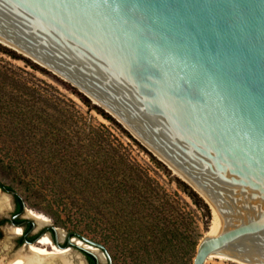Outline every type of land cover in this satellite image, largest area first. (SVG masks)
Returning <instances> with one entry per match:
<instances>
[{"label":"water","instance_id":"water-1","mask_svg":"<svg viewBox=\"0 0 264 264\" xmlns=\"http://www.w3.org/2000/svg\"><path fill=\"white\" fill-rule=\"evenodd\" d=\"M0 39L96 100L206 200L193 264H264V0H0ZM57 229L34 241L49 232L99 264L78 238L113 264L104 244L74 230L62 244Z\"/></svg>","mask_w":264,"mask_h":264},{"label":"trees","instance_id":"trees-1","mask_svg":"<svg viewBox=\"0 0 264 264\" xmlns=\"http://www.w3.org/2000/svg\"><path fill=\"white\" fill-rule=\"evenodd\" d=\"M0 53L22 59L34 70L51 75L38 64L2 45ZM13 72L0 68V134L8 128L1 125V119L13 118L16 128L11 129L15 128L21 138L16 150L21 152L20 155H32V151L38 150L41 155L38 162L31 157H22V160L0 158V164L14 174L16 188L1 181L0 187L3 191L15 192L16 212L30 204L50 215L56 227L88 232L91 239L108 247L113 264H193L204 234L198 228L196 216L186 211L184 203L187 202L183 197L177 192H169L147 169L122 153L101 133L93 134L86 141L81 136L74 141L67 131L59 129L47 117L44 110L41 111L44 99L38 90L28 86ZM14 91L21 97L13 96ZM75 93L86 106L97 110L120 129L130 140L129 146L131 143L140 146L114 118L81 93ZM29 97H32L31 101ZM12 145L0 142V151L5 148L7 152H14ZM151 158L158 166L164 167L154 156ZM39 166L53 167L59 179L51 180L39 170L25 175L27 167ZM174 181L191 203L211 220L212 209L206 200L188 183L179 178ZM34 202L44 207H38ZM81 253L88 264H97L92 253L85 250Z\"/></svg>","mask_w":264,"mask_h":264},{"label":"rangeland","instance_id":"rangeland-1","mask_svg":"<svg viewBox=\"0 0 264 264\" xmlns=\"http://www.w3.org/2000/svg\"><path fill=\"white\" fill-rule=\"evenodd\" d=\"M0 45L3 47L10 49L14 51L18 56L27 58L33 63L38 64L42 68L46 69L48 72H50L51 75H54L56 78L63 81L64 84L53 78L51 75L44 74L40 71L34 70L30 65H28L24 60L22 59H14L7 54L0 53V68H3L4 70H13L15 74L21 78L24 82L28 83V86L34 87L38 90V92L42 95V99L44 101L41 103L40 106H42L44 109L45 114L47 117L51 119L53 123H56L57 127L59 129H63L67 131L74 141H77L79 136L83 138L84 141L89 140L93 134L101 133L104 135V137L110 139L112 142H114L115 146L122 151V153L126 154L127 156L131 157L132 160L136 161L138 164H140L142 167L147 169L150 172V175L154 177L157 181H159L162 185L165 186V188L171 192H177L180 194L181 197L187 202L184 203V207L186 208V211L191 212L193 215L196 216L197 222H198V228L203 231L204 236L207 235L208 231L211 228V220L208 219V217L205 215V213L201 210H199L195 205L191 203V200L184 195L182 191H180L177 188V184L174 181V178H179L182 181L186 182L184 179H182L177 173L174 172L173 169H171L165 162H163L160 158H158L148 147H146L139 139H137L134 134L129 131L124 125L119 122L112 114H110L102 105L96 103L93 99L89 98L86 93H84L82 90L77 88L75 85L70 83L68 80L60 76L59 74L55 73L51 69L47 68L43 64L39 63L38 61L34 60L33 58H30V56L26 55L25 53L6 45L2 42H0ZM13 72V73H14ZM11 89V88H9ZM77 91L78 93H81L84 95V97H87L90 99L91 103L95 105L96 107L100 108L102 111L110 115L112 118H114L120 125L123 127L128 133H130L136 141L140 144L138 146L135 143H131V146L128 145V142L130 141L117 127L113 126L111 122L106 119L102 114H100L95 109H90V107L86 106L80 99V97L75 93ZM16 97H21V94L17 91H14L12 94ZM32 97H29L30 101ZM48 104V105H47ZM58 110L62 111L59 112ZM27 112V111H26ZM78 123V125H76ZM1 125H4V127H8L10 129L3 130V133L0 134V142L2 144L4 143H13V147H15L14 152H7L5 148H2L3 155H0V158H6L9 159L10 157L16 158L17 160H22L20 158H33L39 161V152L38 150L32 151V155H20V151L16 150L18 141H21L20 136L14 131L16 128V124L13 122V118L9 120V118H3L1 119ZM14 130L11 129L14 127ZM63 127V128H62ZM82 129H85V132L82 131ZM12 133V134H11ZM90 135V136H88ZM14 141V142H13ZM23 152H26L23 150ZM14 155H12V154ZM29 153V152H26ZM151 155L156 158V160L160 161L163 166H158L154 161H152ZM19 165V164H17ZM26 168V167H25ZM39 170L40 174L44 176H48L51 180L53 179H59L56 176V171L53 167L45 166L38 168L33 167H27L26 174L28 173H35V171ZM22 173H25L22 170ZM14 174H12L11 170L9 168H6L5 165L0 164V181L5 183L6 185H10L16 188V184L13 180ZM187 183V182H186ZM52 185V183H49ZM67 188H69L68 184H65ZM10 200L9 208L7 209V212L4 214H0V221L3 219H10L12 217V213L15 208L14 204V198L13 196L5 192ZM37 203L38 207H44L43 204L39 202ZM42 205V206H41ZM27 208L34 210L37 213L44 214L48 217V219L51 220V223L53 222L55 225L54 219L47 213H45L42 210H37L36 208H33L30 204H27ZM25 214V213H24ZM25 218V215H23ZM12 226V225H11ZM46 226H39L38 223H36L35 226V234L32 232L29 234V236L38 235L41 233L42 229ZM8 228H10V225L6 223L3 224L0 228L1 234H0V258L3 256L12 257L15 255L17 250L20 248L17 245V239L19 236H15V234H11L8 232ZM62 228V227H58ZM206 228V229H205ZM64 229V228H62ZM65 231H68L67 229H64ZM78 232H82V229ZM50 234V233H49ZM83 235H85L88 238H91V235L88 232H82ZM12 235V236H11ZM21 236V235H20ZM28 236V237H29ZM10 237L9 244L11 245V249L9 251H3L1 249V245L5 242V240ZM3 242V243H2ZM64 242V241H62ZM26 244V243H25ZM18 247V248H17ZM16 248V249H15ZM51 246L49 247V249ZM108 248V247H107ZM76 250V248H74ZM56 260L61 263V260L58 257H55ZM85 261L83 264H88V261L86 260V257H84ZM82 263V262H80ZM107 263V262H106ZM205 264H240L238 262H235L230 259H224V258H218V257H209Z\"/></svg>","mask_w":264,"mask_h":264},{"label":"bare ground","instance_id":"bare-ground-1","mask_svg":"<svg viewBox=\"0 0 264 264\" xmlns=\"http://www.w3.org/2000/svg\"><path fill=\"white\" fill-rule=\"evenodd\" d=\"M0 42L11 46L10 44L6 43L5 41H3L1 39H0ZM11 47H13V46H11ZM13 48H15V47H13ZM94 101L96 103H98L96 100H94ZM9 202H10V200H9L7 194L4 191H2L0 188V214H4L5 212H7V209L9 208V204H10ZM24 213H25L24 215L26 217H28V219L34 220V222L38 223L39 226H46L47 227L48 225L52 224L51 220L48 219L47 216H45L44 214H41V213H37L32 209L27 208ZM8 232L11 234H15V236H20V235H22L23 227L22 226H15V225L10 226V228H8ZM56 235H57L59 242L64 244L65 239H66V232L64 231V229L58 228L56 231ZM9 239H10V237H8L4 243L2 242L3 244L1 245V249L3 251H9L11 249V245L9 244ZM62 241H64V242H62ZM72 242L77 243L81 246L83 245L85 247H89L92 251H94L98 255V257H99L98 260H100L99 264H106V260H105L106 257L104 255V253L101 250H99L98 248L85 245L78 238H73ZM50 246H51V248L49 249ZM55 257H58L61 260V263H59V261L56 260ZM84 259H85L84 256L78 250H75L73 247L58 248L55 245L51 234H49V232H45L39 237V239L37 241L30 242L26 245L21 246L17 250L15 255H13L12 257L3 256L2 258H0V264H83V262L85 261ZM80 262H82V263H80Z\"/></svg>","mask_w":264,"mask_h":264},{"label":"flooded vegetation","instance_id":"flooded-vegetation-1","mask_svg":"<svg viewBox=\"0 0 264 264\" xmlns=\"http://www.w3.org/2000/svg\"><path fill=\"white\" fill-rule=\"evenodd\" d=\"M2 189V188H1ZM3 191V190H2ZM4 192H6V191H4ZM11 191H9L8 193H10ZM11 194V193H10ZM12 196H13V198H14V194H11ZM14 204H15V208H14V211H13V213H12V217L10 218V219H3V220H1L0 221V228H1V226L3 225V224H5L6 223V225L7 224H9L10 226L12 225V226H22L23 227V232H22V235L21 236H19V238L17 239V245H18V247H21V246H23V245H26V244H28V242L27 241H33L34 242V240L36 239V237H38L39 235H40V233L38 234V235H33V236H29V234L30 233H34L35 234V225L33 226V224L32 223H26V224H23V225H19V224H21V223H24L28 218H25L23 215H24V213L23 214H21V212H16V208H17V204H16V202H15V200H14ZM24 207V206H23ZM23 210V209H22ZM19 214H21L20 216H18V217H15L16 215H19ZM13 223H15V224H13ZM17 224V225H16ZM0 234H1V231H0ZM29 236V237H28ZM26 243V244H25ZM17 247V248H18ZM16 249V248H15Z\"/></svg>","mask_w":264,"mask_h":264}]
</instances>
